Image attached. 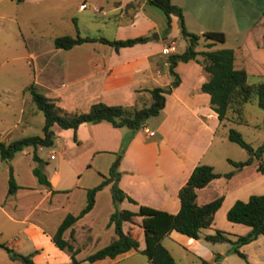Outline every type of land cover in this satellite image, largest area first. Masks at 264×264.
Listing matches in <instances>:
<instances>
[{"label": "crops", "instance_id": "0c3cea01", "mask_svg": "<svg viewBox=\"0 0 264 264\" xmlns=\"http://www.w3.org/2000/svg\"><path fill=\"white\" fill-rule=\"evenodd\" d=\"M129 1L19 2L33 7L36 20L42 18L55 26L62 23V27L59 32L20 33L18 44L22 47L25 63L31 65L33 76L31 81L29 78L0 79L1 140L9 142L42 134L43 112L34 107L30 93L25 89L30 82L70 111L86 110L97 101L137 106L149 104V89L171 82L173 76L167 55L185 47L178 48V40L182 38L177 16L170 15V27L166 31V19L159 8L160 11L147 0H140L135 10L125 9ZM171 1L181 7L189 31L219 30L225 35L224 42L232 37L235 46L226 47L234 50V66L245 69L248 82L264 81V0H243L238 6L229 4V0ZM102 26L108 27L110 32L106 34ZM90 27L95 28L94 32H89ZM150 32H153L151 39L118 48L99 39L68 48L54 45V38L65 34L125 39ZM1 36L0 67L19 57L7 55L10 42ZM170 43L174 46L170 52H162V47ZM218 44L215 47H221ZM174 70L179 83L165 94L164 106L132 133L125 126H114L105 120L83 122L76 128L54 124L53 144L36 148L41 166L38 165L40 160L33 161L31 146L16 152L9 161L0 157V243L19 253L29 254L36 264H153L140 252L145 245L141 216L135 221L122 223L123 231L130 232L138 240L137 249L130 248L113 257L87 258L99 249L90 250L91 242L95 240L97 243L99 237L92 234L93 226L88 220L99 212L109 217L115 208L110 184L96 191L90 210L79 216L62 234L73 245L75 260L69 250L53 242L52 235L65 215L79 213L85 204L87 189L108 176L110 165L116 158L117 184L134 200L122 199L118 203L120 208L137 210L138 205L143 204L175 213L180 206L178 189L196 164L207 163L215 171L224 173L233 169L228 158L243 160L247 157L244 158L239 151H217L227 137V132H218L220 124L224 120L237 122L220 121L211 108L209 94L200 88L207 78L202 66L190 59L177 62ZM245 119L243 123L247 124L249 121ZM143 125L153 130V134H148ZM211 144L215 149L206 155ZM220 153H223L226 167L216 157ZM254 160L236 169L229 177H215L197 188V203H205L222 194L223 200L217 210L226 217L227 209L236 199L245 200L251 194L262 193L264 170H258L259 161ZM36 164L45 173L49 186L40 183L34 175L32 168ZM10 167L17 183L12 193H8ZM216 212L212 223L202 229V234L221 229L234 238L249 230V226L243 223L231 222L227 218V223L221 221ZM109 226L113 228V234L110 233L108 243L116 236L113 225ZM164 237L185 245L199 260L229 264L227 258L232 252L229 242H207L175 229ZM162 244L173 255L172 249L175 248ZM239 250L245 254L247 264H264V234L241 244ZM216 255L218 259L215 260ZM14 260L0 246V264H13Z\"/></svg>", "mask_w": 264, "mask_h": 264}, {"label": "trees", "instance_id": "16d2710c", "mask_svg": "<svg viewBox=\"0 0 264 264\" xmlns=\"http://www.w3.org/2000/svg\"><path fill=\"white\" fill-rule=\"evenodd\" d=\"M21 2L22 0H14ZM159 8L166 19V31L170 27V15L174 14L178 18L179 36L184 39L185 47L181 51L172 52L167 55L169 71L173 78L171 82L164 86H154L149 89L151 101L142 106L107 104L102 101L93 102L88 109L81 111H70L58 104L54 97L47 96L41 92L34 82L26 85L25 89L30 93L31 102L34 107L41 110L44 115V123L41 135L25 136L16 140L5 142L0 139V157L9 161L13 155L25 148L32 147V159L34 162L40 160L36 154L38 146H51L54 142V124L63 128H76L83 122L108 121L114 126H125L131 133L140 127L150 116L156 115L162 109L165 103V94L169 93L174 86L179 83V76L174 70V66L179 61L193 59L197 61L202 69L207 73L200 88L209 94L210 106L217 113L219 120L229 119L237 123L246 122L244 107L246 102L256 99L258 105L264 110V81L248 82L247 73L244 68L234 66V50L231 47H215L218 43H223L225 35L219 30H206L202 33L189 31L183 19V12L180 6L174 4L171 0H147ZM140 0H131L126 3L125 9H132L139 5ZM153 37V32L148 34L129 37L125 39H108L106 37L59 35L54 38L56 47L68 48L74 44L99 39L102 42L112 44L115 48L119 46L132 45L136 42H144ZM201 43L202 49L197 46ZM264 130V115L261 122ZM229 140L238 143L247 151V157L243 160L228 161L233 165V169L224 173H219L213 169V166L207 163L196 164L186 181L178 189L180 206L177 212L171 213L147 205L139 204L137 210L120 208L118 203L128 196L117 184L119 171L117 169L118 159L116 158L110 165L108 176L104 177L100 183L88 188L86 192V201L78 214L68 213L58 225L52 235L53 242L60 248L70 251L74 259L73 245L63 238L62 234L66 228L71 226L74 221L85 212L90 210L94 203L96 191L106 184H110L112 200L115 204L114 210L109 216L108 224H112L116 236L106 245L97 249L88 255L89 260H94L104 256L113 257L120 252L130 248H138V240L130 232L122 229V223L125 220L135 221L137 216H141L140 224L143 228L145 245L140 250L146 255L153 264H186L177 262L169 250L162 244L161 239L175 229L193 238H203L207 242H229L232 252L245 258V254L239 250V246L256 238L259 234H264V193L251 194L247 199H236L226 211V218L231 222H239L249 226V230L244 234H238L234 238L229 233L215 229L212 233L202 234V229L208 227L214 218L216 210L222 203L223 195H219L210 201L199 204L196 201V190L207 184L211 179L219 176L229 177L236 169L250 164L254 159H260L264 152V141L252 146L247 142L241 133L235 128L230 127L227 132ZM126 138L124 139L125 142ZM257 168L264 170V164L259 161ZM32 171L38 181L47 186L50 185L43 170L36 164ZM12 169L10 167L8 177V193L16 190ZM5 248L10 258L18 260L20 264H36L29 254H22L8 246L0 243ZM218 255L215 256V260ZM200 264H212L210 261L200 259Z\"/></svg>", "mask_w": 264, "mask_h": 264}, {"label": "rangeland", "instance_id": "374dc122", "mask_svg": "<svg viewBox=\"0 0 264 264\" xmlns=\"http://www.w3.org/2000/svg\"><path fill=\"white\" fill-rule=\"evenodd\" d=\"M243 0H229V4H233L234 6H238L239 2ZM232 6V5H230ZM156 8V7H155ZM160 11L158 8H156ZM237 9V7H236ZM230 14H231V9ZM237 12V11H236ZM5 16V18L3 17ZM92 17H96L98 19H103L102 16L92 15ZM98 23V22H95ZM53 25L51 22H47L42 18H38L36 20L34 9L31 5L26 3H19L14 0H0V35L1 39L4 38L8 39L10 42L9 45V56H19L18 58H13L9 60L4 66L0 67V79L3 78H11L12 80H24L28 79L31 81L33 76V70L31 65L25 63L26 58L24 57V53L22 51V47L18 44L20 42V33L27 34V33H38V32H57L60 31L61 24ZM72 27V24L70 23ZM83 28V25H80ZM104 28V32L108 34L109 28L102 26ZM59 28V29H58ZM89 32H94L95 28L90 27ZM73 29L71 28V32ZM58 31V32H59ZM83 33V30H81ZM6 36V37H4ZM178 48H182L185 45V41L183 39H179ZM235 41L232 37L227 38V42L219 43L217 46H225L232 45L235 46ZM197 48L202 49L203 46L201 43L197 46ZM3 56H6L3 55ZM2 58V54H0ZM245 117L248 119V123H229L226 120L223 121L222 124L219 126V133L228 132L230 127L235 128L238 130L243 138L249 142L252 146L256 147L260 143L264 141V130L261 127L262 118L264 115V110L258 105L257 100L254 98L251 101H248L245 104L244 110ZM215 149L214 144H211L207 148L206 155L212 152ZM231 152V151H239L241 152L242 156L245 158L247 156V151L245 148L241 147L238 143L231 141L228 137L225 138L224 144L217 149V151ZM223 153L220 155H216L217 159L223 166H227L225 159L223 157ZM41 161V159H40ZM254 161H262L264 164V152L262 153L260 159H255ZM39 164V162H38ZM264 178V171L262 172V176ZM264 193V191L262 192ZM247 198V197H244ZM220 211V210H219ZM217 210L216 216L227 223L225 213L219 212ZM222 211V210H221ZM221 213V214H220ZM109 217L106 213L99 212L97 213L93 219H89L88 222L93 226L92 234L96 237H99L98 242L96 243L95 240L91 242L90 250L93 251L94 249L101 248L105 244L108 243L110 233L113 234V228L109 226L108 219ZM247 227V226H246ZM166 246H173L172 248V256L175 258L177 262L186 263V264H200V260L193 255L190 250H188L185 245H182L178 242H174L170 240L168 237H164L161 241ZM227 262L229 264H247L246 260L243 257H240L234 252H231L227 258ZM13 264H20L19 261L14 260Z\"/></svg>", "mask_w": 264, "mask_h": 264}, {"label": "built area", "instance_id": "2783aa9c", "mask_svg": "<svg viewBox=\"0 0 264 264\" xmlns=\"http://www.w3.org/2000/svg\"><path fill=\"white\" fill-rule=\"evenodd\" d=\"M84 4H81V6H83ZM173 43H170V44H166L162 47V52L164 53H168L170 52V50L173 48ZM143 129L148 133V134H153V130L149 129L148 127H146L145 125H143Z\"/></svg>", "mask_w": 264, "mask_h": 264}, {"label": "water", "instance_id": "95a60500", "mask_svg": "<svg viewBox=\"0 0 264 264\" xmlns=\"http://www.w3.org/2000/svg\"><path fill=\"white\" fill-rule=\"evenodd\" d=\"M38 165L41 166L42 165V161H40Z\"/></svg>", "mask_w": 264, "mask_h": 264}]
</instances>
